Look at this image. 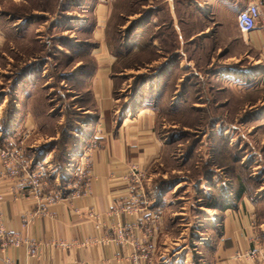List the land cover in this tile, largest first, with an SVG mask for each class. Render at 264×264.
<instances>
[{
	"label": "crops",
	"instance_id": "0c3cea01",
	"mask_svg": "<svg viewBox=\"0 0 264 264\" xmlns=\"http://www.w3.org/2000/svg\"><path fill=\"white\" fill-rule=\"evenodd\" d=\"M139 1L141 7L137 9L135 26L129 29V34L135 29L132 37L138 38L139 51L152 49L159 54L160 60L155 64L161 68L154 77L156 82H161L158 92L169 87L170 77L179 66L178 45L193 46L198 38L203 44L209 43L206 78L209 82H218L217 92L227 95L222 100V112L235 108V118L229 126L237 119H243L240 127L244 124L264 127V87L258 83L264 71V0H135V4ZM254 2L259 4L260 20L254 31L243 34L237 28L238 11ZM116 3L118 0H82L79 5L86 14L85 23L90 26L86 28L89 32L86 45L92 63L71 86L79 90L74 94L86 96L88 123L83 137L85 142L94 141L95 144L90 154L88 195L75 197L68 181L52 173L46 180L43 195L57 194L59 201L24 226L23 217L39 206L31 195L22 197L14 189L13 182L1 174L0 163V212L5 230L17 234L20 239L38 242V248L31 256L25 246H8L0 250V264H5L4 258L14 264H264V167L254 161L256 167L249 165L248 153L254 148L248 144L243 148L240 166L248 173L252 170V176L242 178L241 186L238 185L243 188L242 193H229L228 183L222 181L220 186L208 187H212L211 193H218L223 203L217 202L216 208H203L206 226L201 227L200 232L197 229V234L193 235L199 239V247L192 249L194 254L182 246L166 256L169 245L175 244L173 242L183 234L180 232L176 238L170 234L166 230L165 216H162L164 224L150 262L135 263L129 244L115 241L113 230L116 225L129 226L139 220L138 214L124 211L128 206L130 169H145L148 185L151 166L168 158L167 151L171 146L169 136L161 134L160 128L164 127H160L155 107L148 102L147 85L142 86L141 96L131 97L130 92L124 94L125 89L118 87L120 80H115L116 58L110 52L106 34ZM197 20L201 26L193 29ZM182 32L185 37L179 42L183 39ZM4 45L0 30V51ZM184 76L177 80L175 89L186 79ZM31 79L32 75H28L25 81L17 84L18 96L10 113L6 108L9 96L4 91L0 94V145L17 142L21 132L29 129L32 134L27 151L36 153V161L42 162L49 159L50 152L43 154L40 149L44 148L38 146L40 132L34 110L38 107H33L32 96L40 87ZM228 95H233L235 100L231 101ZM260 148H264V139ZM260 148H257L258 157L264 154ZM227 150L225 158L231 165L232 152ZM209 151L210 156L219 155L213 147ZM218 174L214 169L215 180L219 178ZM254 176H259V181H255ZM176 186L174 184L170 189ZM210 191H203V194H210ZM150 205L151 209L164 215L176 208L165 193L158 194ZM90 210L97 215L96 220L89 217ZM96 225L100 227L96 228ZM255 245L262 254L257 260L247 257Z\"/></svg>",
	"mask_w": 264,
	"mask_h": 264
},
{
	"label": "rangeland",
	"instance_id": "374dc122",
	"mask_svg": "<svg viewBox=\"0 0 264 264\" xmlns=\"http://www.w3.org/2000/svg\"><path fill=\"white\" fill-rule=\"evenodd\" d=\"M81 2L0 0V30L5 42L0 51V94L4 91L9 96L6 108L10 112L18 96L17 84L25 81L28 75H32L31 80L37 82L40 88L32 96V105L38 107L34 108L40 132L38 146L44 148L40 149L43 154L49 150L47 162L50 165L52 160L56 161L58 155L63 154L70 125H74L71 132L78 140V150L86 143L83 137L88 123L86 96L74 94L79 90L71 86L72 81L86 73L92 63L90 49L86 45L89 41V32L86 30L89 24L85 23L86 14L79 6ZM118 3L108 21L106 34L110 52L116 58L115 80H120L118 87L125 89L124 94L130 92L131 97L134 93L141 96L142 86L147 85L148 102L157 111L160 127L165 128H160L161 134L169 136L168 142H171L168 158L151 166L147 183L153 199L165 193L168 200L175 203L176 208L172 206V212L161 214L167 217L166 230L175 238L182 232L185 238L179 237L178 243L170 244L166 256L182 246L194 254L192 249L199 247V239L193 235L206 226L203 208L211 199L217 201L210 191L212 187H208L214 184L220 186L221 181L227 182L229 193H236L241 188L238 185L241 186L242 178L252 176V170L248 173L240 166L245 144L254 148L248 153L249 165L260 163L264 167V154L259 157L256 155L257 148L263 143L264 127L249 124L240 127L243 119H237L234 121L236 123L229 126V122L235 118V108L222 112V100L227 95L222 96L217 92L220 86L218 82H209L206 78L205 62L209 43L203 44L198 38L194 40L193 46L178 45L177 62L183 69L175 67L169 87L158 92L161 82H156L154 77L161 68L155 64L159 54H155L152 49L139 51L138 38L135 35L132 37L135 29L129 34V29L135 26V16L141 2L137 4L138 7L135 0H118ZM200 26L197 20L193 29ZM237 28L239 30L238 25ZM181 36L183 39H179V42L184 40L185 33L182 32ZM163 53L170 56L165 51ZM19 73L21 78L17 79ZM182 76L186 79L175 89L174 85ZM228 96L231 101L235 100L233 95ZM212 147L219 155H209ZM227 149L232 152L231 165L225 158ZM25 154L37 159L36 153L34 155L26 150ZM75 160L73 157L69 167L73 168ZM221 168L227 171L220 172ZM214 169L219 172L216 180L213 178ZM253 178L259 181L260 177ZM174 184L177 186L171 190ZM203 191H210V194H203ZM181 206L182 209H179ZM173 213L178 219L174 218Z\"/></svg>",
	"mask_w": 264,
	"mask_h": 264
},
{
	"label": "built area",
	"instance_id": "2783aa9c",
	"mask_svg": "<svg viewBox=\"0 0 264 264\" xmlns=\"http://www.w3.org/2000/svg\"><path fill=\"white\" fill-rule=\"evenodd\" d=\"M261 12L259 4L254 2L241 8L237 14V25L243 34L250 33L255 30L260 20ZM264 87V71L259 77V82ZM29 129L21 132L17 142L0 145V163L1 174L11 180L14 189L22 197L31 195L37 206L35 211L23 217V225H27L34 217L45 214L48 206L59 201L57 194L43 195L46 186V180L52 173L51 165L47 160L37 162L35 159L26 156L28 139L31 136ZM95 147L94 141H87L77 152L74 166L67 170L66 181L70 188L74 190V196H86L89 191V178L91 168V152ZM127 181L130 183L129 192L126 198L128 206L125 207L127 214L135 213L139 215V220L135 224L124 226L118 224L115 226L113 233L117 243H128L132 249V260L150 262L155 254L157 240L162 231L164 218L159 210L151 209L153 196L150 195L148 186L146 185V170H138L134 167L130 169ZM64 191V188L62 189ZM152 199V200H151ZM89 217L93 220L97 219V215L90 210ZM96 225V228H99ZM8 246L21 247L25 246L28 254H35L38 248V242L35 240L20 239L17 234H10L5 230L0 212V250H4ZM258 246L252 247L248 251L247 257L257 260L261 256ZM5 264H14L8 258L3 259Z\"/></svg>",
	"mask_w": 264,
	"mask_h": 264
},
{
	"label": "trees",
	"instance_id": "16d2710c",
	"mask_svg": "<svg viewBox=\"0 0 264 264\" xmlns=\"http://www.w3.org/2000/svg\"><path fill=\"white\" fill-rule=\"evenodd\" d=\"M20 75L21 74L19 73V77L17 79L21 78ZM134 95H135V93L133 94V96ZM73 126L70 125V127H69L68 138H67L66 142H64L65 146L62 149L63 150L62 151L63 154L58 155L59 158H57L56 161L55 160L51 161L53 176H58L61 180L63 179L65 181H66L65 178H66V175H67V170L69 168L71 160L73 159V157H76L77 149H78V140L73 136V134L71 132L72 129H73ZM210 171H208L207 174H209ZM242 189L239 190L240 193H242ZM212 196L217 201H212V199H211V202L207 203L206 208H211V207L216 208L217 207V202L223 203V200L219 197L217 192H213Z\"/></svg>",
	"mask_w": 264,
	"mask_h": 264
}]
</instances>
